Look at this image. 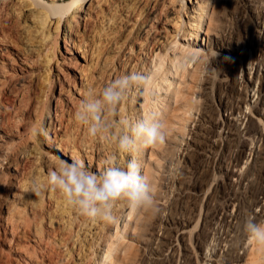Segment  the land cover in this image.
Wrapping results in <instances>:
<instances>
[{
  "label": "bare ground",
  "instance_id": "1",
  "mask_svg": "<svg viewBox=\"0 0 264 264\" xmlns=\"http://www.w3.org/2000/svg\"><path fill=\"white\" fill-rule=\"evenodd\" d=\"M217 1L177 0L173 8V0H169L153 10L155 0H0V111L3 109L7 115V123L0 127V194L3 195L0 228L3 235L8 232L10 239L21 236L28 241V251L20 256V264H101L102 255L110 253V245H106L115 223L90 220L80 215L56 191L48 190L35 196L30 191V180L33 176L46 179L47 172L60 160L71 163L73 159H80L91 172H102L113 151L112 144L103 138L90 137L73 117L85 90L95 87L99 91L114 78L140 72L148 77L144 92L134 93L131 100L121 104L120 116L138 117L156 111L160 101L146 103L147 90L162 87L167 91L174 83L173 80L167 83V71L173 68L174 60L179 61L185 56H173L164 67L160 54L166 55L163 52L175 43L180 32L183 38H191L194 43H198L204 33L205 46L209 29L215 26L213 14ZM262 5L264 3L259 5L262 16H259L257 40H264ZM167 8L170 15L165 12ZM58 41L62 42L63 51L57 48ZM198 46H189L194 56L199 54ZM261 63H256V68L252 62L247 64L251 65L247 72L250 84L240 85L245 91L246 108L255 97V86H259L256 104L260 113L264 112V75L259 74ZM6 94L12 96L10 104V100L3 99L7 105L1 102ZM240 103L226 109L230 111L229 120L245 136L250 134V128L244 126L241 129L247 116ZM190 106L184 111L188 116L181 118L183 123L179 121L178 129H174L178 130L179 138L176 133L169 134V128L165 141L167 148L157 147L156 151L152 148L144 153L145 174L153 183L157 200L163 193L162 182L164 186L170 184L172 174L163 175L174 165V156L188 151L186 143H182ZM31 115H34L35 123L38 119L47 130V138L42 135L39 139L47 151L35 145L33 149L20 146L11 139L17 132V124ZM252 141L248 156L255 154ZM119 160L122 164L125 156L121 154ZM223 169L225 173H232L238 186L247 181L248 172ZM160 170L166 171L161 173ZM259 194L264 195V181L260 182ZM125 207L123 201L116 202L114 210L118 217ZM226 207L228 209L223 213L214 209L205 219L206 225L210 226L207 234L192 235L198 247H202L199 260L194 264H264V245L248 242L243 230L245 218L239 217L237 197H231ZM258 207L260 211L256 213ZM249 210L258 221H264V198L254 199ZM152 217L145 214L140 239L145 232L152 234ZM164 221L167 226L158 227L161 230L159 236L169 241L174 221L169 216ZM178 221L181 228L176 236L184 234L178 238L182 242L183 264H193L187 242L189 231L185 230L193 219L188 217ZM214 225H217L216 229ZM94 254L96 259L90 262ZM154 259L159 264L164 262L161 254ZM127 261L137 264L136 255L129 254Z\"/></svg>",
  "mask_w": 264,
  "mask_h": 264
},
{
  "label": "rangeland",
  "instance_id": "2",
  "mask_svg": "<svg viewBox=\"0 0 264 264\" xmlns=\"http://www.w3.org/2000/svg\"><path fill=\"white\" fill-rule=\"evenodd\" d=\"M168 1L155 0L157 3L153 10H157L161 2ZM261 2L259 3V0H256L255 3L254 0H218L213 14L216 19L215 26L211 27L212 30L209 29L211 32L207 34L205 46L203 43L204 33L202 39L200 40L199 37L198 43H194L191 38L188 40L183 38V34L180 32L175 38V43L163 52L166 55L162 56V53L158 52L164 67L168 66L169 60L173 56L177 57L182 54L185 56L179 61L178 59L174 60L175 64L172 69L165 68V71L168 70L169 74H172L169 75L167 71V83L173 80V85L167 91L162 87H157L154 91L149 88L146 92L148 94L146 103H151L154 100L160 101L157 106L159 109L156 108V112L162 113L166 129L170 128V133L169 130L167 131L169 134L178 133V130L174 129H178L176 127L180 125L179 121L183 123L181 118L188 116L184 111L188 105H191L182 143H186L188 151L180 153V155L177 153V156H174V165L170 167L168 173L163 175L168 177L170 173L172 178L168 185L164 186L162 182L161 192L163 193L161 196L163 194L164 196H160L157 200L160 212L154 215L150 221V226L153 228L151 229L152 234L145 232L140 239V227L145 213L137 214L136 209L128 210L126 206L120 219L110 229L111 236L106 246L110 245L111 251L107 255L105 253L102 255L101 264H132L127 261L129 254L136 255L137 264H159L154 259L157 254L163 255L164 262L161 264H183L182 242L178 238L184 234L177 237L176 232L181 228L178 220L188 217L193 219V223L185 230L189 231L187 242L190 248V261L194 264L199 260L202 247H198L192 235L202 236L208 233L210 226L206 225L205 219L214 209L223 213L228 209L226 205L229 199L237 197L240 204L239 217L245 218L247 214H252V212L249 213V207L253 200L264 198V195L259 194L260 182L264 181V173L261 172L264 170V112L260 113L259 105L256 104L259 86H255V97L251 99L247 108L244 105L246 102L245 91L242 89L243 84H250L247 72L251 65L247 64L252 62L253 68H256L259 61L264 63V40L256 39L259 36V16H262L259 5L264 3ZM177 3V0H173L171 7L175 8ZM168 8L165 12L170 15V12L167 11ZM210 10L212 11L211 7ZM262 28L264 25L261 26V31ZM167 30L170 29L167 28ZM259 44L260 46H258ZM197 45H199L200 51L197 56H194L193 52L189 50V46ZM57 48L59 51H63L62 42H57ZM262 63L259 70L261 77L264 75V64ZM175 68L177 71H174ZM240 85H242L241 88ZM11 98L10 94H6L4 98L2 97L1 102L7 105L6 102L10 100L8 102L10 104ZM237 102H241V110L247 116L241 129L244 126L250 128L249 135H242L233 121L229 120L231 118L230 111L226 108L232 107ZM39 105L38 107L41 108ZM33 116L31 115V118L17 124V132L11 135V139L20 146L27 145L32 149L40 147L43 151H47L39 143L42 135L36 134V130L42 128L43 124L38 119L39 122L35 123ZM6 117L5 111L2 109L0 111V127L7 123ZM10 121L8 120V122ZM44 126H46L45 123ZM172 128L173 130H171ZM177 138H179V134H177ZM167 140L168 138L165 141ZM250 140H253L251 147H255L254 156L252 153L248 156ZM157 147L166 149L167 144L164 142L159 146L156 145L153 150ZM182 147L186 148L184 145ZM148 150L150 151V149ZM43 151L40 150L41 153ZM223 168L241 170L242 173L248 172L247 181L238 186L236 178L231 177L232 173H225ZM160 171L162 173L166 170ZM2 197L1 193L0 201ZM229 210H231L230 207ZM162 211L163 216H161ZM259 211V207L255 209L256 213ZM168 216L172 217L174 221L171 225L169 241L160 239L161 230L158 228L167 226L164 219ZM213 227L216 229L217 225ZM27 245L28 241L25 238L17 236V238L10 239L8 232L6 231L3 235L0 228V264H20L21 257L25 251H28L29 245ZM93 259H96V254L93 255L90 262Z\"/></svg>",
  "mask_w": 264,
  "mask_h": 264
},
{
  "label": "clouds",
  "instance_id": "3",
  "mask_svg": "<svg viewBox=\"0 0 264 264\" xmlns=\"http://www.w3.org/2000/svg\"><path fill=\"white\" fill-rule=\"evenodd\" d=\"M148 77L140 72H129L109 83L99 91L95 87L85 90L76 110L74 120L93 138H103L113 146L105 168L93 173L80 159L71 163L60 160L47 172L46 179L33 176L30 191L37 197L48 190L56 191L80 215L105 223H116L120 217L115 204L123 201L128 210L156 215L160 212L152 181L145 174L144 153L165 142L167 129L161 113L149 111L138 117L120 116L121 104L142 94ZM37 135L48 136L39 128ZM125 156L121 164L119 157ZM243 230L249 243L264 245V221L247 214Z\"/></svg>",
  "mask_w": 264,
  "mask_h": 264
}]
</instances>
